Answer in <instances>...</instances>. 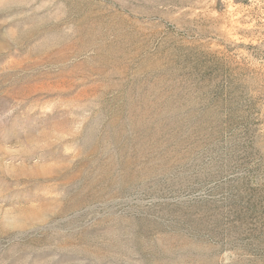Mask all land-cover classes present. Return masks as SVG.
I'll list each match as a JSON object with an SVG mask.
<instances>
[{
	"label": "rangeland",
	"instance_id": "1",
	"mask_svg": "<svg viewBox=\"0 0 264 264\" xmlns=\"http://www.w3.org/2000/svg\"><path fill=\"white\" fill-rule=\"evenodd\" d=\"M0 264H264V0H0Z\"/></svg>",
	"mask_w": 264,
	"mask_h": 264
}]
</instances>
